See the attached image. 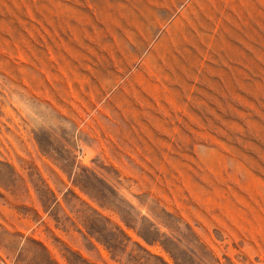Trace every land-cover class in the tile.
<instances>
[{
  "label": "rangeland",
  "instance_id": "374dc122",
  "mask_svg": "<svg viewBox=\"0 0 264 264\" xmlns=\"http://www.w3.org/2000/svg\"><path fill=\"white\" fill-rule=\"evenodd\" d=\"M0 264H264V0H0Z\"/></svg>",
  "mask_w": 264,
  "mask_h": 264
}]
</instances>
